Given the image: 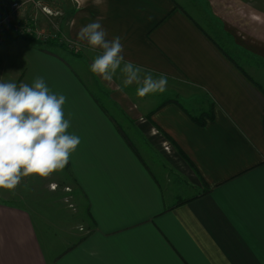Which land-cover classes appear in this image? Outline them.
<instances>
[{
	"label": "crops",
	"instance_id": "1",
	"mask_svg": "<svg viewBox=\"0 0 264 264\" xmlns=\"http://www.w3.org/2000/svg\"><path fill=\"white\" fill-rule=\"evenodd\" d=\"M19 1L70 49L7 33L0 80L39 76L66 96L68 131L81 141L69 186L87 219L81 231L67 229L50 262L33 215L0 202V264H264V68L253 69L264 64L263 6L226 8L245 15L221 25L220 40L174 0ZM32 4L60 6L58 29L42 26L52 16ZM93 21L108 39L122 37L126 61L167 75L155 97L110 86L128 130L145 138L147 160L71 64L90 66L97 55L77 38Z\"/></svg>",
	"mask_w": 264,
	"mask_h": 264
},
{
	"label": "clouds",
	"instance_id": "2",
	"mask_svg": "<svg viewBox=\"0 0 264 264\" xmlns=\"http://www.w3.org/2000/svg\"><path fill=\"white\" fill-rule=\"evenodd\" d=\"M107 36L100 21L81 27L77 33L90 51L97 52L89 69L93 75L112 82L119 71L123 87L118 91L135 83L136 95L141 98L166 91V74L153 77L126 61L122 37ZM65 103L66 96L53 93L43 77L19 85L0 80V190L14 193L24 178H47L69 163L81 141L68 131Z\"/></svg>",
	"mask_w": 264,
	"mask_h": 264
},
{
	"label": "rangeland",
	"instance_id": "3",
	"mask_svg": "<svg viewBox=\"0 0 264 264\" xmlns=\"http://www.w3.org/2000/svg\"><path fill=\"white\" fill-rule=\"evenodd\" d=\"M174 1L177 3V5L182 7L185 12L191 14L199 23H203L202 25H205L204 27L207 30L209 28V30L218 32L217 37L220 40V31L222 30L221 25H224V23L229 24V22L236 20L238 17L242 18L243 15H245L225 13L226 8L228 7H231L229 9H232V6H242V0ZM250 4H253L254 6L262 5L264 8V0H251ZM33 6L39 7L44 14L52 16V19H48L44 16L47 23L46 25L42 26H46L48 28L50 26V28L58 29L57 26L59 23L61 24L64 20V11L58 5V7H47L45 5L40 6L39 4H34ZM26 8H28L27 5L24 6V9ZM238 10V8H235L233 12H237ZM26 12L22 9L20 12H17V21L29 23L33 29L42 32L43 30L40 28L37 19L28 14H24ZM30 14L33 13L30 11ZM52 31L53 30L45 29L43 32L51 35L53 33ZM58 42L59 44H63V39L61 40L62 43L60 41ZM64 45L66 46L64 49H70L66 44ZM71 64H73L74 68L79 72L81 78L85 80L89 86V90L92 91L93 94H95L99 99L100 104L105 110V113H108L111 117L117 120V122L123 127V129L126 131V134L135 145L142 147L140 149L143 150V152L140 153L144 156L145 160H147L148 154L146 142H144L145 138L142 136L137 137L131 130H128V119L124 118L123 114L120 113V110L117 109L113 104L114 99L110 86L113 85L123 87V76L118 71L112 82H105L102 81L98 76H93L89 70L90 66L88 62L77 61L75 63L71 61ZM258 64L259 63H255V67L252 68H264V64L257 67ZM137 87L138 85L134 83L124 88V91H126L128 94H134L132 96L137 99L139 98L136 95ZM118 93L120 92H116V94ZM156 94L157 93L151 95L155 97ZM145 97H143V99ZM197 98L198 97H196V101ZM187 103L192 106L194 102L190 100ZM67 167L68 164L63 170L57 171L47 178H24L14 193L0 190V202L19 206L29 211L33 215V220L38 232L41 234L43 246L47 252V257L50 262L54 261L56 255L65 248L67 242V229H70L74 226L78 229V231H81L82 225L87 219L86 206L80 203L81 200L79 199L78 194H75L73 187H70L71 178L67 172ZM161 176L162 173L160 174V177ZM50 244L53 246L50 247ZM54 249L56 251L52 252ZM50 250L52 252L51 255Z\"/></svg>",
	"mask_w": 264,
	"mask_h": 264
},
{
	"label": "built area",
	"instance_id": "4",
	"mask_svg": "<svg viewBox=\"0 0 264 264\" xmlns=\"http://www.w3.org/2000/svg\"><path fill=\"white\" fill-rule=\"evenodd\" d=\"M35 1V0H28ZM4 8V16L0 19V32H13L17 36H31L36 40L46 42L50 39L57 38L56 34H46L44 32L36 31L31 24L19 22L16 19V13L20 12L23 5L19 0H2ZM47 11V10H46ZM49 12V11H47ZM44 39V40H41Z\"/></svg>",
	"mask_w": 264,
	"mask_h": 264
},
{
	"label": "trees",
	"instance_id": "5",
	"mask_svg": "<svg viewBox=\"0 0 264 264\" xmlns=\"http://www.w3.org/2000/svg\"><path fill=\"white\" fill-rule=\"evenodd\" d=\"M11 34L12 36L16 37L17 35H15L13 32H8V31H3V32H0V40H2L3 38H5L6 34ZM27 38H31L33 40V42L37 43V44H40V43H46L47 45H50V46H54V45H60L59 42H58V39H50L49 41H46V42H42V41H39V40H36L35 38L31 37V36H25ZM61 47L63 48H66V46L64 44H61L60 45Z\"/></svg>",
	"mask_w": 264,
	"mask_h": 264
}]
</instances>
